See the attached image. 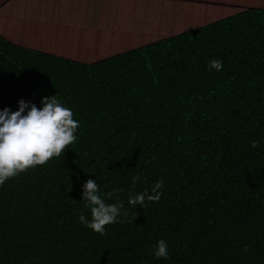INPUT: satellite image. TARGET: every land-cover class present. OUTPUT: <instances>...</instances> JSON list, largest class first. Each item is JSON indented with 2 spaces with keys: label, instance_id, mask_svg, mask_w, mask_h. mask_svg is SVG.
<instances>
[{
  "label": "trees",
  "instance_id": "16d2710c",
  "mask_svg": "<svg viewBox=\"0 0 264 264\" xmlns=\"http://www.w3.org/2000/svg\"><path fill=\"white\" fill-rule=\"evenodd\" d=\"M53 95L77 139L0 185V264H264V0H0V111Z\"/></svg>",
  "mask_w": 264,
  "mask_h": 264
},
{
  "label": "clouds",
  "instance_id": "9594fccd",
  "mask_svg": "<svg viewBox=\"0 0 264 264\" xmlns=\"http://www.w3.org/2000/svg\"><path fill=\"white\" fill-rule=\"evenodd\" d=\"M209 67L221 71L222 61L211 60ZM41 104L42 107L38 108L35 104L20 100L16 111L8 108L0 111V185L28 169L61 157L76 141L75 133L80 123L74 119L73 111L65 107L56 95L42 98ZM250 147H259V142H251ZM138 179V176H133L132 184L135 185ZM163 186L161 179L154 183L151 191L145 189L140 193H130L128 204L143 208L147 206L146 202H158L162 195L159 190ZM82 187V201L84 207L90 210L91 218L81 213L78 219L82 225L103 236L106 234L105 226L117 222L124 205L119 201L106 203L98 184L92 179ZM135 218L136 213L132 220ZM154 257L168 258L166 241L157 242Z\"/></svg>",
  "mask_w": 264,
  "mask_h": 264
}]
</instances>
